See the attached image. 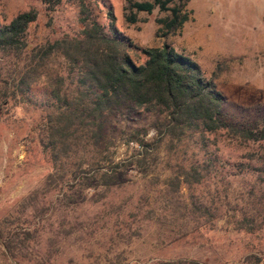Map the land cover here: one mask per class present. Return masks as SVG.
<instances>
[{
    "label": "rangeland",
    "instance_id": "374dc122",
    "mask_svg": "<svg viewBox=\"0 0 264 264\" xmlns=\"http://www.w3.org/2000/svg\"><path fill=\"white\" fill-rule=\"evenodd\" d=\"M126 1L97 0V21L106 31L110 8L116 30L139 48L166 44L197 63L223 95L222 109L230 122L263 124L264 0H187L189 20L166 35L159 21L168 13L134 12L136 22L128 23ZM30 9L38 17L28 28L25 51L0 53V95L6 92L0 107V222L6 220L9 231L35 232V246L11 257L0 243V264H37L42 258L47 264H264V228L248 232L237 223L244 217L264 220V179L258 172L264 144L239 146L224 136L206 148L188 138L158 141L154 116L122 111L110 118L108 143L99 149L114 152L113 163L125 162L138 149L130 140L145 132L141 138L153 144L155 156L148 170L125 168L119 185L107 192L96 182L83 186L81 179L55 168L41 143L52 112L45 78L33 83L24 100H14L10 93L28 70L32 50L75 37L82 26L74 4L62 2L47 13L42 0H0V22L7 24ZM133 59L144 62L139 54ZM45 72L69 73L60 57ZM191 166L204 174L201 183L189 188L181 183L173 191L170 183Z\"/></svg>",
    "mask_w": 264,
    "mask_h": 264
},
{
    "label": "trees",
    "instance_id": "16d2710c",
    "mask_svg": "<svg viewBox=\"0 0 264 264\" xmlns=\"http://www.w3.org/2000/svg\"><path fill=\"white\" fill-rule=\"evenodd\" d=\"M187 0H127L125 19L135 23L134 12L151 14L155 9L168 13L169 17L159 21L165 34L180 29L189 20L184 10ZM62 2L74 4L78 9V21L82 26L75 37H62L47 42L28 54V70L20 78L16 89L10 93L14 100H24L34 82L43 76L49 92L47 103L52 112L47 125V139L41 140L44 149L52 155L55 168L70 173L80 184L96 182L104 191L118 186V175L125 168L149 169L155 161L154 146L134 137L130 142L138 149L125 162L113 163L114 152L108 148L106 132L111 117L126 111L147 113L155 118L154 129L158 141L169 137L182 141L185 138L205 144L218 136L239 146L264 144V122L243 126L229 121L223 112L224 97L212 80H206L197 63L164 44L157 48L142 49L133 44L115 28L112 9L106 12L109 30L97 21V0H42L47 13H52ZM34 9L18 14L9 23L0 22V53L21 54L26 49L28 28L37 20ZM141 55L144 62L137 64L133 56ZM56 57L63 59L68 76H52L45 72ZM70 79V87L66 79ZM0 107L6 103V92L1 93ZM18 96V97H17ZM2 99V101H1ZM212 136V138H210ZM142 137V138H141ZM91 144L92 148H88ZM88 152L92 155L88 158ZM64 157L76 159L63 162ZM263 161L264 159L261 158ZM108 163V164H107ZM212 165V160H209ZM121 171V172H119ZM259 178L264 179V164L258 168ZM181 179L175 178L171 189L176 191L181 183L191 187L200 184L204 174L198 167L183 170ZM53 176L49 175L48 180ZM264 182V181H263ZM239 229L248 232L264 228V220L257 223L244 217ZM6 220L0 222V243L11 257L33 249L35 232L6 230ZM257 261L258 258L256 259ZM39 259L37 264H47ZM163 264H200L193 260H177Z\"/></svg>",
    "mask_w": 264,
    "mask_h": 264
}]
</instances>
